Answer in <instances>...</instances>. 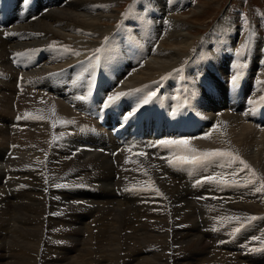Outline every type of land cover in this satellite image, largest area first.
I'll use <instances>...</instances> for the list:
<instances>
[{
  "label": "bare ground",
  "instance_id": "bare-ground-1",
  "mask_svg": "<svg viewBox=\"0 0 264 264\" xmlns=\"http://www.w3.org/2000/svg\"><path fill=\"white\" fill-rule=\"evenodd\" d=\"M167 1L134 0L123 15L115 7L117 0H52L51 4L38 5L36 13L41 15L31 21L17 9L5 13L10 20L0 21V80L11 81L16 76L20 77L21 85H5L0 89L6 91L5 95L0 91V121L3 122L0 159L13 164L0 167V264H39L43 260L45 264H115L114 261L168 264L166 249L169 247L175 253L176 247L164 243L160 238L163 235H159L166 233L168 237V230L188 243L177 247L180 252L172 255L173 261L169 264H212L216 260L227 264L229 258H222L221 252L212 255L210 232L215 235L218 229L245 226L241 231L243 241L233 237L234 234H219V231L216 234L228 239L231 245L242 242L244 246L252 230L257 235L258 229H264V193L256 191L264 180V38L258 35L253 22L249 32L241 35V29L226 11L209 33L197 36L182 11L189 8L199 11L201 6L192 0ZM173 13L181 17L176 18ZM240 35L244 39L236 51ZM196 39H199L197 46ZM129 40L133 47L129 46ZM246 42L255 51L245 53L243 43ZM98 49L101 51L97 52ZM95 53L97 65L87 71L93 73L100 69L102 79L108 78V74L116 78L110 87L111 95L122 90L135 95L130 96L132 101H142L153 92L148 88L158 87L163 88L161 99L130 119L121 117L118 125L110 129H101L95 121L79 117L72 100L65 95V86L73 87V79L79 72L74 68L60 69ZM130 53L132 59L128 57ZM136 53L139 59L135 58ZM10 55L15 58L16 69L11 65ZM21 58L28 62H21ZM9 64L11 70L7 69ZM236 74L240 79L233 86L231 78ZM133 84L137 89L129 92ZM244 84L252 87L244 89ZM109 86L110 82L99 90L104 93ZM225 86L231 90L242 88L238 103L243 105L234 103L236 96L225 94ZM211 95H217L219 101L213 98L205 109L204 101L211 99ZM190 96L200 100L191 102ZM187 103L192 109L198 105L201 112L191 115V109L185 107ZM19 116L24 126L14 123L13 119ZM249 121L262 130L251 131L245 124ZM185 124L199 132L208 128L217 140L225 137L228 148L219 149L217 144L218 149L238 155L255 171V177L250 169L227 157L177 167L166 161L153 162L157 161L156 157L118 153L112 158L99 151L73 153L78 146L64 151L54 148L59 144L57 141L52 142L60 132L77 125L84 126L86 134L81 137L73 130V134L67 132L71 137L108 146V142H114L113 134L141 136L142 128H148L151 134L156 130H180ZM8 138L17 145L33 144L39 149L36 156L42 152L43 160L15 159L14 155H8L3 149ZM198 146L203 151L215 149L203 143ZM233 172L237 174L233 176ZM207 176H217V181L194 184ZM221 179L228 183H220ZM249 180L254 183H248ZM66 216L80 222L67 220ZM144 217L150 221L143 220ZM52 228L56 233H51ZM95 229L98 231L94 232ZM180 230L185 233L181 234ZM129 231L153 233L152 242L123 255L121 246L117 247L121 243L116 234ZM93 233H96L94 239ZM50 235L58 236L63 244L67 245L69 240L76 244L73 247L69 244L59 247V242L53 245L54 237L48 240ZM91 238L98 242L95 244ZM259 243L254 240L253 248ZM107 246L114 248L111 251ZM236 253L241 259H234L233 264L253 259L256 264H263L264 250L251 256L240 257L241 253Z\"/></svg>",
  "mask_w": 264,
  "mask_h": 264
},
{
  "label": "rangeland",
  "instance_id": "rangeland-1",
  "mask_svg": "<svg viewBox=\"0 0 264 264\" xmlns=\"http://www.w3.org/2000/svg\"><path fill=\"white\" fill-rule=\"evenodd\" d=\"M21 0H18L17 1V3L19 2V4H23V2L21 1ZM134 0H117V4H119V5H115V7L117 8V9H119L118 10V13L120 14V15H123V14H125L127 11H128V8H129V6L132 4V2H133ZM192 1H194L197 5H199V6H201L200 7V10L198 11H196L195 9H192V8H189V9H187V11H185V10H183L182 12H183V14H185V15H187V18H185V19H187L188 21H189V23H191V24H193V26H194V29H195V35H204V34H206V33H209L210 31H211V29L210 28H213L214 27V25H215V23H216V21H218V19H220V17H221V15L226 11L227 12V14L231 17V18H233L234 19V21H235V24H236V26H237V28H239V29H241L240 31H241V35L243 34V33H247V32H249V30H250V25L252 24V22L255 24V28H256V30H257V33H258V35L260 36V37H262V38H264V0H192ZM167 2H169V0L167 1ZM210 3V4H209ZM201 4H203V5H201ZM204 4H207V6L206 5H204ZM14 6H16V5H14ZM203 6H205V7H203ZM114 7V8H115ZM150 7V6H149ZM202 7H203V12L201 11V9H202ZM190 10H191V12H190ZM194 10V11H193ZM195 11H196V14H194L195 13ZM199 15H198V14ZM192 14H193V16H192ZM204 16V14L206 15V16H204V17H202V15ZM177 15V16H176ZM173 16H175L176 18H180L181 17V15L180 14H177V13H173ZM189 16V17H188ZM192 16V17H191ZM198 17V18H200L199 20L198 19H196V18ZM189 18V19H188ZM190 18H192V19H190ZM194 19H196V20H194ZM236 19V20H235ZM199 21V22H198ZM195 22V23H194ZM197 28V29H196ZM199 29V30H198ZM198 31V32H197ZM196 32H197V34H196ZM227 33H229V32H227ZM239 36V43L237 42V44H236V51L239 49V46H240V44H241V42H240V40L242 41L244 38H243V36ZM23 39H21V41H22ZM196 41H197V43H196V45L195 46H197L198 45V43H199V39H196ZM17 42H18V40H17ZM239 44V45H238ZM243 46H244V51H245V53H251L252 51H255L254 49H253V46L250 44V43H248V42H246V43H243ZM5 59H7V61H8V58H5ZM24 59L23 58H21V62L23 61ZM25 62H27V60H24ZM23 61V62H24ZM0 64H1V61H0ZM230 64V63H229ZM11 65L13 66V67H15V68H17V66H16V64H14V63H12L11 62ZM14 68V69H15ZM7 69H9V70H11L12 69V67L10 66V64H9V67L7 68ZM15 75V74H14ZM16 77V76H15ZM14 77V79L13 80H11V81H6V82H3V81H1L0 80V84H1V86H0V89L2 88V87H4L5 85L8 87V86H14V85H17L18 84V81H19V79H17V78H15ZM19 84H21L20 82H19ZM248 87H252V85H247V84H244L243 85V88L244 89H247ZM0 91H2L3 92V94L5 95V90L4 89H2V90H0ZM104 94V93H103ZM1 96V95H0ZM11 97L13 96V95H10ZM163 97L165 98V95H163ZM41 102H43V100H41ZM188 104V103H187ZM151 105V104H150ZM258 105V104H257ZM17 106L19 107V104H17ZM186 108H188V109H192L191 107H190V105L188 104V106H185ZM15 108H16V105H15ZM171 114H173V111H169ZM150 117H151V114L149 115ZM20 117V116H19ZM17 117H15V119H16ZM15 119H13V121H15ZM18 121H19V123H18ZM20 121H22V119L20 118L19 120H17V121H15L14 123L15 124H17V125H19V126H24L23 124H21V122ZM3 122L2 121H0V124H2ZM12 124V123H11ZM246 125H248L249 127H250V129H251V131H253V132H255V131H257V130H262V129H258V126H257V124L255 123V124H253L252 122H247V123H245ZM253 124V125H252ZM21 129H23V127H21ZM80 132V133H79ZM70 134L72 133L73 134V130H71V132H69ZM69 133H67V131L66 132H60L59 133V137H57L58 139L57 140H59L61 143H60V146L61 147H59V148H57L58 150H64V151H67L70 147H72V148H75V146H78L79 147V145H85V146H88V147H90V148H94V151L95 152H97V151H99V152H101V153H103L104 152V154H109V152H108V150H110V147H108V146H111V144L108 142V146H107V144H106V146H104L105 145V143H103V144H101L102 145V148H99L98 150H97V148H98V144L97 143H95V142H93V141H91V140H88V139H86V140H84V139H82V140H80V139H76L75 137H71L70 135H69ZM86 134V132H85V130H83L82 128H79V130H78V134H76V135H79V136H81V137H84L85 136V134ZM213 133H211V135L210 136H208V137H203V136H201V137H199V139H196L195 140V142L197 143V144H199V143H203V144H205V145H207V146H213L212 148H215V149H211V150H216V149H218L219 147L218 146H220V148L219 149H221L223 146H224V148H228V143H227V141H226V138L225 137H221L220 138V140H217V138H215V135L213 134ZM219 136H221L220 134H218ZM258 135V134H257ZM79 136H77V137H79ZM202 137H203V139H202ZM212 137V138H211ZM201 138V139H200ZM206 138V139H205ZM222 138L224 139V140H222ZM61 139H63V140H61ZM215 141H214V140ZM199 142H198V141ZM209 140V141H208ZM216 140H217V142H216ZM59 141H57L58 143H59ZM114 141V140H113ZM211 141L213 142V144L215 145H213V144H211ZM89 142V143H88ZM241 142V141H240ZM239 142V143H240ZM92 143V144H91ZM93 143H95V144H93ZM107 143V142H106ZM209 143V144H208ZM224 143V144H223ZM4 144V147H3V149L4 150H6L7 152L9 151V152H12L11 154V156H15V159H17L18 157H22V158H26V159H29V160H31V161H37V159L39 160V161H42L43 160V156H42V152H40V156L39 157H37L36 156V152L39 150L36 146L34 147L33 146V144L31 145V144H20V145H17V143L16 144H13V142H12V139L11 138H8V139H6V141L3 143ZM217 144H218V146H217ZM9 145V146H8ZM24 145V146H23ZM26 146V147H25ZM216 146H217V148H216ZM57 147V146H56ZM103 147H105V148H103ZM24 150H23V149ZM153 148L154 147H150L149 148V151H147V156L150 158H152L153 156H151V150H153ZM162 148H166V147H162ZM105 149V150H104ZM227 150V149H226ZM93 151V152H94ZM169 151H171V152H173L174 151V149H170L169 148ZM106 152V153H105ZM9 155V154H8ZM4 156V155H3ZM17 156V157H16ZM146 157V156H145ZM0 158H1V156H0ZM150 158V159H151ZM157 158V157H156ZM155 158V159H156ZM2 159H0V167H3L4 168V166L6 167V166H10L11 167V165L13 166V164H6V161L3 159L2 161H1ZM153 162H161V160L159 159V158H157V161H153ZM162 162H165V161H162ZM116 165V164H115ZM151 165H152V162H151ZM197 181L198 180H196L195 182H194V184H196V185H198L197 184ZM203 184V183H202ZM199 185H201V183L199 184ZM82 204V203H81ZM122 209H125V207L123 208V206H122ZM67 217V220H73V218H68V216H66ZM149 219V221H150V218H146V217H144V219L143 220H148ZM75 220V219H74ZM73 220V221H74ZM79 222H80V220H78ZM77 220H75L74 222H78ZM152 221H154V220H151V222ZM70 225H71V223H69ZM77 224V223H76ZM78 225V224H77ZM72 226V225H71ZM73 227V226H72ZM78 227V230H81V227L78 225L77 226ZM245 228V226H239V227H237V229L236 228H234V229H232V230H229V229H226V230H217V228H216V230H217V232L219 233V234H227V235H233V237H237V238H241L240 240L241 241H243L242 239V237H243V232H241L243 229ZM236 229V230H235ZM215 230V229H214ZM213 230V231H214ZM216 230L214 231V233L216 232ZM261 230H263L264 231V229L263 228H261V229H258V232H257V235H259L260 234V239H258L257 240V242H260L258 245H255L254 246V248L255 249H257L256 251H253L252 249H253V245H252V242L254 241V239H253V237H259V236H257L256 235V231L255 230H252L250 233H251V235H249V237H250V239H247L248 241H245V245L244 246H246V247H244L243 246V243L242 242H237V244H235V245H231V243H230V241H228V239H226V238H222V237H218L216 234H218L217 232L215 233V235H211V232L209 233V235H210V238L209 239H211L210 240V244H211V246H212V250H213V252H212V255H215V253H219V252H221V254H226V255H221V257L222 258H224V259H228L227 260V264H233V260L234 259H241V258H237V253H236V251L238 252V254L239 253H243V255H241V254H239L240 255V257L241 256H251V255H254V254H259L260 253V251L261 250H264V233L263 232H261ZM51 231V233L53 234L55 231H54V229L52 228V230H50ZM98 230L97 229H95V231L94 232H97ZM132 232V231H131ZM131 232L129 231V233H126V232H124V233H119V234H116V235H118L119 236V238H120V243L121 244H119V246H117V247H119L120 248V246H121V248L119 249L120 251H122V253H123V255H129V252L131 251V249H134V248H140V247H142V246H145V245H149L148 243H150V242H152L150 239L153 237V233H151L150 235L148 234V233H142V232H133V234H131ZM180 232H181V230H180ZM221 232V233H220ZM48 233V232H47ZM56 233V232H55ZM168 237H167V235H166V233H159V235H163V237H160L163 241H164V243H166L167 242V244L169 243V245H170V247H176L175 248V253L174 252H172V250H170V248L168 247V249H166L167 251H166V253L167 254H165V256H166V258L168 259L167 260V262H168V264H169V262L171 261H173V256L172 255H176V253L178 254L180 251H178V246H185V245H187L188 243L187 242H185V241H182L178 236H177V234L174 232L173 233V231L171 232V231H169L168 230ZM185 232L183 231V232H181V234H184ZM253 233V234H252ZM95 234L96 233H93V239H94V236H95ZM128 234V235H127ZM138 234V235H137ZM172 234L174 235V236H172ZM181 234L179 233V235L181 236ZM261 234H262V236H261ZM108 235H111V236H116L114 233L112 234V233H108ZM164 235H165V238H164ZM170 235V236H169ZM252 235H254V236H252ZM146 237V239H145V237ZM47 237H49V234L47 235ZM46 237V238H47ZM53 237L54 236H51L50 235V239L48 238V240L49 241H51L52 239H53ZM128 237V238H127ZM151 237V238H150ZM170 237H172V238H170ZM261 237H263V239H261ZM52 238V239H51ZM57 238V239H56ZM54 237V239H53V241H51L52 243H53V245H57V243L58 244H61V246H59V247H62V246H64V247H67V245L68 246H70L71 245V247H73V246H75V242H74V244H73V241L72 240H69L68 242H67V245L64 243L63 244V242H62V240L61 239H59L58 238V236L57 237ZM125 238V239H124ZM164 238V239H163ZM180 240H179V239ZM221 238V239H220ZM92 239V238H91ZM92 239V241L96 244L98 241L96 240H93ZM124 239V240H123ZM132 239V240H131ZM139 239V240H138ZM175 239V240H174ZM213 239H215V241H213ZM226 239V240H225ZM231 239V238H230ZM229 239V240H230ZM57 240V241H56ZM134 240V241H133ZM140 240H142V242L140 241ZM166 240V241H165ZM171 240V241H170ZM174 242H173V241ZM176 240H177V242H176ZM54 241H56V242H54ZM72 241V242H71ZM128 241H130V242H128ZM136 241V242H135ZM159 241L161 242V240L160 239H158V243H159ZM62 242V243H61ZM70 242V243H69ZM88 242V241H87ZM127 244H126V243ZM156 242V243H157ZM171 242L173 243V244H171ZM182 242H185L184 244H181V245H179L180 243H182ZM214 242V243H213ZM219 242V243H218ZM132 243V244H131ZM178 243V244H177ZM213 243V244H212ZM218 243V244H217ZM241 243V244H240ZM94 244V245H95ZM98 244H100V243H98ZM176 244V245H175ZM261 244V245H260ZM158 245V244H157ZM156 245V246H157ZM172 245V246H171ZM85 246H87V244L85 245ZM84 246V250H85V247ZM238 247L237 249L235 248V247ZM95 247V249L96 250H98L97 249V247H96V245L94 246ZM108 248H110L109 250H111L112 248H114V247H112L111 248V246H107ZM126 249H125V248ZM127 247H129V248H127ZM234 247V248H233ZM244 247V248H243ZM247 247H249V248H252V249H248ZM257 247H259V248H257ZM162 248V247H161ZM161 248H160V250H161ZM241 248V249H240ZM122 249V250H121ZM220 249H222V251H220ZM244 249H246V250H244ZM55 249H53V251H54ZM240 250V251H239ZM49 251V250H48ZM112 251V250H111ZM145 251H147V249H145ZM162 251V250H161ZM171 251V252H170ZM224 251V252H223ZM226 251V252H225ZM228 251V252H227ZM215 252V253H214ZM50 253V255H52V250L49 252ZM171 253V254H170ZM172 253H174V254H172ZM232 253V254H231ZM94 254V253H93ZM229 254V255H228ZM54 255V254H53ZM56 255V254H55ZM168 255V256H167ZM228 255V256H227ZM60 256V255H59ZM227 256V257H226ZM55 257V256H54ZM231 257V258H230ZM236 257V258H235ZM165 258V257H164ZM165 258V259H166ZM92 259H97V257H93ZM231 260V261H230ZM156 262V261H155ZM155 262H154V264H155ZM170 262V263H171ZM216 262V264H220V261H218V260H216L215 261ZM214 261H212V264L213 263H215ZM231 262V263H230ZM36 263H38V262H36ZM76 263H78V262H76ZM114 263L115 264H118V262L117 261H114ZM158 263H160V262H158ZM39 264H45V261L43 260L42 261V263H39ZM203 264V263H202ZM223 264H225V262L223 263ZM236 264H237V262H236ZM241 264H256V262H254V259L253 260H251V261H249V262H242ZM258 264V263H257ZM263 264H264V260H263Z\"/></svg>",
  "mask_w": 264,
  "mask_h": 264
},
{
  "label": "snow or ice",
  "instance_id": "snow-or-ice-1",
  "mask_svg": "<svg viewBox=\"0 0 264 264\" xmlns=\"http://www.w3.org/2000/svg\"><path fill=\"white\" fill-rule=\"evenodd\" d=\"M5 35H10V33H5ZM101 51V49H98L97 52ZM78 54V53H77ZM20 55V54H17ZM240 76L239 74L233 75L231 78V84L233 86H236L239 82ZM130 93L125 92H116L113 95H109L106 97L105 101L103 102L102 107L108 108L111 105L118 102L122 97L129 95ZM156 96V92L153 91L147 99H144L143 103L147 104L150 102V100ZM80 99H85V97H80ZM135 115V111H129L126 113L123 117V119L127 120L130 119L132 116ZM21 117H17V119H20ZM38 119H41L40 117H37ZM55 126V125H53ZM123 126V125H121ZM162 146L170 149H174L172 152L171 157L167 158V162L171 166H183V165H194V164H201L203 162L213 160L215 158L219 157H227L230 158L233 162H239L243 165L244 169H250V165L247 164V162L243 161L238 155H234L231 152L222 151L219 149L216 150H210V151H200L197 149H194L190 146V141L185 138L181 139H161L156 142L153 146ZM139 155H145V153L141 152ZM243 169H241L242 171ZM251 170V169H250ZM252 175L255 177V171L251 170ZM237 173L233 172L232 175L235 176ZM220 174H217L219 176ZM217 176H207L203 180H198L197 184L204 183L207 181H217ZM220 183L227 184L228 182L226 180L221 179L219 181ZM233 184L236 182L233 181ZM248 183H254L253 180H249ZM57 187H60L61 185H56ZM156 191L159 193V189H156ZM257 192L264 193V180L260 181V186L256 188ZM160 195H163L162 193H159ZM203 199V197H201ZM235 219H239L238 217H235ZM252 219H256L255 217H252ZM254 240L260 239V237H253ZM253 251H256L257 249L253 248Z\"/></svg>",
  "mask_w": 264,
  "mask_h": 264
}]
</instances>
